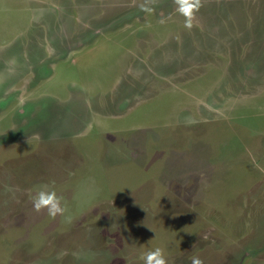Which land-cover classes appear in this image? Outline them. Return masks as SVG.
Wrapping results in <instances>:
<instances>
[{"label": "rangeland", "instance_id": "374dc122", "mask_svg": "<svg viewBox=\"0 0 264 264\" xmlns=\"http://www.w3.org/2000/svg\"><path fill=\"white\" fill-rule=\"evenodd\" d=\"M144 2L0 0V264H264V0Z\"/></svg>", "mask_w": 264, "mask_h": 264}, {"label": "clouds", "instance_id": "9594fccd", "mask_svg": "<svg viewBox=\"0 0 264 264\" xmlns=\"http://www.w3.org/2000/svg\"><path fill=\"white\" fill-rule=\"evenodd\" d=\"M152 0H145L139 5L140 11L151 14L154 12V7L151 6ZM176 12L184 18V29L189 32L194 28H202L197 14L204 6L203 0H174ZM164 21L162 20L161 23ZM33 210L40 213L47 210V214L55 218L57 215L63 216L67 211L66 207L62 206V198L57 195L55 190L40 189L30 196ZM143 264H169L168 257L164 249L157 247L148 250L141 255ZM191 264H204V261L196 256L192 257Z\"/></svg>", "mask_w": 264, "mask_h": 264}]
</instances>
